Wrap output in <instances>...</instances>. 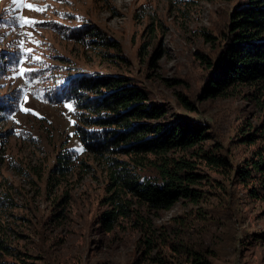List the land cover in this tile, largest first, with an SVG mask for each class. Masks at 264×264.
Listing matches in <instances>:
<instances>
[{
    "label": "rangeland",
    "instance_id": "rangeland-1",
    "mask_svg": "<svg viewBox=\"0 0 264 264\" xmlns=\"http://www.w3.org/2000/svg\"><path fill=\"white\" fill-rule=\"evenodd\" d=\"M235 3L0 0V264H191L193 252L207 264H264V197L233 176L253 149L241 130L257 125L261 110L247 86L201 97ZM83 28L88 35L78 34ZM82 75L121 77L143 89L148 104L165 110L156 122L204 127L199 144L164 155L190 163L196 197L153 209L123 192L118 202L128 216L105 230L100 216L111 208L117 162L152 180L159 157L135 168L129 156L83 149L80 96L65 89ZM205 150L225 164L196 154Z\"/></svg>",
    "mask_w": 264,
    "mask_h": 264
},
{
    "label": "trees",
    "instance_id": "trees-1",
    "mask_svg": "<svg viewBox=\"0 0 264 264\" xmlns=\"http://www.w3.org/2000/svg\"><path fill=\"white\" fill-rule=\"evenodd\" d=\"M81 33L88 35L89 30L83 28L78 32ZM208 63L211 72L201 97L225 95L229 89L247 86L252 89L251 98L261 110L259 123L247 124L241 130V141L253 149L249 158L233 169V176L243 185L250 183L249 192L253 197H264V0H236L227 12L221 44ZM65 89L75 98L80 96L76 108L83 127L78 126L76 131L85 151L94 156H129L135 168L152 161L148 155L159 157V161H152L159 179L152 180L139 178L136 172L128 169L129 163L111 159L112 163L117 162L111 173L116 188L109 196L111 208L100 216L106 231L112 229L118 217L128 216L127 205L118 202L123 192L153 209H168L179 198L196 197L190 184L195 182L197 175L189 171L190 163L164 155L171 150L186 151L206 139L202 125L185 119L168 125L156 122L164 116V108L148 104L145 91L121 77L82 75L70 80ZM80 92L96 97L86 99ZM3 108L0 104V112ZM93 127L96 130L91 129ZM196 154L214 166L225 164L224 157L208 150ZM59 158L56 170L62 174L68 161L66 155ZM1 250L5 247L0 241ZM192 255L191 264H207L198 252Z\"/></svg>",
    "mask_w": 264,
    "mask_h": 264
},
{
    "label": "snow or ice",
    "instance_id": "snow-or-ice-1",
    "mask_svg": "<svg viewBox=\"0 0 264 264\" xmlns=\"http://www.w3.org/2000/svg\"><path fill=\"white\" fill-rule=\"evenodd\" d=\"M16 2L19 3L20 0H16ZM27 7L31 8L32 6H31V5H27ZM35 10H38V11H39L40 9H35ZM26 22H27V23H32L31 21H26Z\"/></svg>",
    "mask_w": 264,
    "mask_h": 264
}]
</instances>
